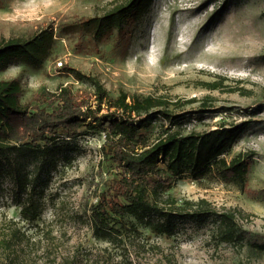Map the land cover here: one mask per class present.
<instances>
[{"label": "rangeland", "instance_id": "374dc122", "mask_svg": "<svg viewBox=\"0 0 264 264\" xmlns=\"http://www.w3.org/2000/svg\"><path fill=\"white\" fill-rule=\"evenodd\" d=\"M112 1L0 0V40L30 38L45 29L55 38L42 66L12 64L0 71V79L20 78L24 102L41 91L70 86L92 109L98 108L93 78L112 96L125 91L196 98L183 109L187 132L264 120V0H153L142 18L121 33L96 40L80 30L81 22L102 14ZM72 69L85 78H77ZM211 81L225 86L208 89L203 83ZM231 87L250 92H232ZM207 96L212 97L211 110L198 112ZM113 110L104 102L98 115ZM106 139L104 132L90 130L68 145L61 141L58 166L44 175L38 189L42 214L35 222L23 218L12 183H3L0 264H264V253L251 254L248 244L220 242L217 217L179 218L172 236L155 234L133 217H117L118 238H99L92 209L116 173L104 156ZM254 145L252 131L245 139L240 134L223 156L231 160ZM170 193L180 203L205 198L219 211L248 213L239 218V227L264 241L262 199L253 182L242 188L213 173L202 178L184 174ZM14 226L21 238L6 249L1 239Z\"/></svg>", "mask_w": 264, "mask_h": 264}, {"label": "trees", "instance_id": "16d2710c", "mask_svg": "<svg viewBox=\"0 0 264 264\" xmlns=\"http://www.w3.org/2000/svg\"><path fill=\"white\" fill-rule=\"evenodd\" d=\"M152 2L113 0L102 14L81 22L79 28L96 40L114 31L121 33L129 23L140 20ZM54 42V34L48 29L30 38H2L0 71L16 63L39 68L50 57ZM72 71L77 78H85L81 72ZM93 82L97 109H92L89 100L70 86H62L55 92L41 91L24 102L20 78L0 79V196L3 183L10 181L13 199L21 206L23 218L37 221L42 214V191L38 189L44 175L58 166L57 156L63 149L61 141L68 145L90 130H99L107 137L104 156L116 172L92 209L94 231L99 238L108 241L118 238L121 229L116 225L117 217H133L153 233L166 236L174 234L179 218L217 217L220 242H234L241 247L248 244L251 254L264 253L261 235L251 237L249 231L239 227V218L249 216L248 213L236 209L219 211L205 198L180 203L170 193L176 179L184 174L202 178L213 173L225 183L245 188L256 151H241L231 160L223 154L248 123L187 132L183 109L196 102V98L129 95L125 91L112 96L97 78ZM203 84L213 90L225 86L223 81ZM229 90L250 92L239 87ZM211 100L212 97H205L198 112L210 111ZM104 102L114 110L98 115ZM157 121L161 122L160 129ZM12 228L1 239V246L6 249L15 246L21 238L20 230Z\"/></svg>", "mask_w": 264, "mask_h": 264}, {"label": "crops", "instance_id": "0c3cea01", "mask_svg": "<svg viewBox=\"0 0 264 264\" xmlns=\"http://www.w3.org/2000/svg\"><path fill=\"white\" fill-rule=\"evenodd\" d=\"M249 131L254 133V150L256 151V156L252 166V179L249 175L248 181L253 182L255 192L259 193L262 199L261 202L263 205L260 204V214L264 216V120L255 122L252 126L245 125L243 131L241 132L244 139Z\"/></svg>", "mask_w": 264, "mask_h": 264}, {"label": "built area", "instance_id": "2783aa9c", "mask_svg": "<svg viewBox=\"0 0 264 264\" xmlns=\"http://www.w3.org/2000/svg\"><path fill=\"white\" fill-rule=\"evenodd\" d=\"M62 64V63H61Z\"/></svg>", "mask_w": 264, "mask_h": 264}]
</instances>
